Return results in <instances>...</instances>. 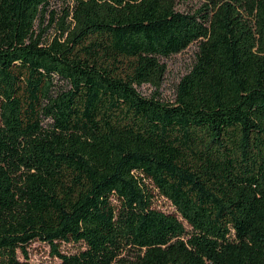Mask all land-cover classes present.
I'll return each mask as SVG.
<instances>
[{
    "label": "trees",
    "instance_id": "trees-1",
    "mask_svg": "<svg viewBox=\"0 0 264 264\" xmlns=\"http://www.w3.org/2000/svg\"><path fill=\"white\" fill-rule=\"evenodd\" d=\"M52 1L0 0V264H264V0Z\"/></svg>",
    "mask_w": 264,
    "mask_h": 264
},
{
    "label": "rangeland",
    "instance_id": "rangeland-1",
    "mask_svg": "<svg viewBox=\"0 0 264 264\" xmlns=\"http://www.w3.org/2000/svg\"><path fill=\"white\" fill-rule=\"evenodd\" d=\"M175 3L177 11L188 13H192L198 10L202 5H205L204 0H175ZM66 5H71V3L64 2L62 0H54L50 3L48 13L45 15V20L42 24L41 29H43L45 26H47L48 23L51 22L49 19L50 11L54 12L56 17L54 18V22H52L54 24L50 28H47L46 32L44 33V40L49 41L57 34L55 23H57L62 14V10L66 7ZM196 51V44H192L180 54L161 59L160 62L165 67V74L163 77L161 88L159 90L160 98L162 101H174L176 87L179 84L180 79L190 71L194 63ZM138 92L144 96H150L154 92V89L150 86L144 85L138 88ZM144 183L153 195L152 208L166 214L176 215L175 209L166 199L159 196L157 190L153 187V185L147 180H144ZM113 203L115 206H120V203L116 200H114ZM79 248H81V246L75 244L60 245V250L66 254H73L78 251ZM28 253L30 262L32 264L57 263V260L50 256L49 247L45 244L39 242L31 243L28 247Z\"/></svg>",
    "mask_w": 264,
    "mask_h": 264
}]
</instances>
